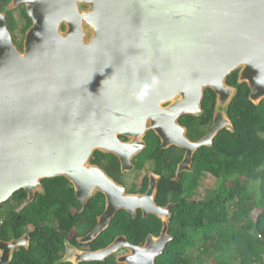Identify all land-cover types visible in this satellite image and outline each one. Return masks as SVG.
I'll return each mask as SVG.
<instances>
[{
  "label": "water",
  "instance_id": "water-1",
  "mask_svg": "<svg viewBox=\"0 0 264 264\" xmlns=\"http://www.w3.org/2000/svg\"><path fill=\"white\" fill-rule=\"evenodd\" d=\"M22 1L33 23L22 51L0 13V205L25 191L27 206L43 180L59 177L83 204L102 193L107 211L82 242L119 209L161 215L153 180L147 194L129 195L92 164L96 152L130 163L153 132L163 148L186 150L187 169L219 132H234L232 74L253 104L264 100V0H13L10 8ZM207 90L216 95L213 124L192 142L179 120L202 115ZM168 241L126 245L132 254L120 261L156 264Z\"/></svg>",
  "mask_w": 264,
  "mask_h": 264
},
{
  "label": "flooded vegetation",
  "instance_id": "flooded-vegetation-1",
  "mask_svg": "<svg viewBox=\"0 0 264 264\" xmlns=\"http://www.w3.org/2000/svg\"><path fill=\"white\" fill-rule=\"evenodd\" d=\"M12 2L2 3L0 0V13L5 16L14 43L22 51L25 33L33 23L27 13V3L22 1L10 8ZM13 21L16 22V35L11 31ZM204 114L203 110L199 117L184 116L179 120L192 142L201 140L213 124L214 112L207 133L198 137V126L203 123L200 118ZM222 134L224 130L215 137L210 148L215 147ZM145 142L144 150L131 158L130 163H122L117 157L100 152L94 154L91 162L123 186L129 195L147 194L153 180L156 187L153 203L160 209L161 215L145 213L142 209H137L135 214L119 209L94 240L82 242L98 228L105 215L108 207L106 196L97 193L83 204L71 182L66 179L63 184L55 182L62 177L46 179L42 182V192L37 190L35 198L27 206H24L26 192L23 200H11L12 197L0 205V264H126L120 261L132 254L126 245L145 247L150 240L157 241L163 234L169 237L164 250L166 253L170 243L176 240L174 224L177 208L184 196H195L198 186L195 182H199L196 168L199 167L200 150L194 154L190 167L182 170L180 168L186 156L184 148L175 145L163 148L161 140L153 132L146 135ZM188 179L192 181V186L186 187L184 192V186L190 182ZM36 232H40L41 241L39 238L35 241ZM51 232L63 235L54 237ZM54 238H60V243L54 244ZM15 241H20V245L10 248ZM115 243H120V247L111 255L101 260H86V255L98 253Z\"/></svg>",
  "mask_w": 264,
  "mask_h": 264
},
{
  "label": "trees",
  "instance_id": "trees-1",
  "mask_svg": "<svg viewBox=\"0 0 264 264\" xmlns=\"http://www.w3.org/2000/svg\"><path fill=\"white\" fill-rule=\"evenodd\" d=\"M228 84L238 89L229 110L234 132L224 130L214 148H201L196 168L199 180L213 178V186L204 197L184 196L175 216L176 240L157 264H264V100L253 104L249 87L238 84L237 73ZM215 104V93L207 90L198 137L207 133ZM191 184L184 186V192ZM25 195L19 191L11 200H23ZM188 229L195 234H188ZM34 238L43 239L40 232Z\"/></svg>",
  "mask_w": 264,
  "mask_h": 264
},
{
  "label": "rangeland",
  "instance_id": "rangeland-1",
  "mask_svg": "<svg viewBox=\"0 0 264 264\" xmlns=\"http://www.w3.org/2000/svg\"><path fill=\"white\" fill-rule=\"evenodd\" d=\"M15 20V19H14ZM11 31L14 35H16L15 31H16V22L13 21L12 23V27H11ZM136 172L133 173V175H135ZM131 176H133L132 174H130ZM131 178V177H130ZM190 182H192L190 179H188ZM214 183L213 178H207V177H202L199 182H198V186L197 189L195 190V198H201L204 197L206 194V190L209 188H212ZM193 196V195H192ZM177 225V224H175ZM175 227V226H174ZM188 234L192 235L195 234V231L190 233V229H188Z\"/></svg>",
  "mask_w": 264,
  "mask_h": 264
}]
</instances>
